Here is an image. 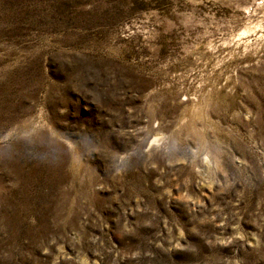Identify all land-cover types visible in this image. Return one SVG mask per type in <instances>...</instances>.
I'll use <instances>...</instances> for the list:
<instances>
[{
  "label": "rangeland",
  "instance_id": "obj_1",
  "mask_svg": "<svg viewBox=\"0 0 264 264\" xmlns=\"http://www.w3.org/2000/svg\"><path fill=\"white\" fill-rule=\"evenodd\" d=\"M0 264H264V0H0Z\"/></svg>",
  "mask_w": 264,
  "mask_h": 264
}]
</instances>
